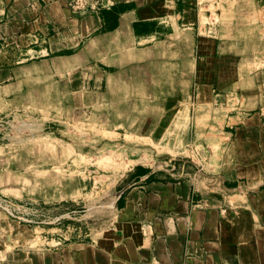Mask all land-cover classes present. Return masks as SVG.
I'll use <instances>...</instances> for the list:
<instances>
[{"label":"crops","instance_id":"1","mask_svg":"<svg viewBox=\"0 0 264 264\" xmlns=\"http://www.w3.org/2000/svg\"><path fill=\"white\" fill-rule=\"evenodd\" d=\"M67 1L0 0L6 105L55 104L31 92L57 86V71L82 68L93 50L103 71L158 55L178 72L185 59L187 72L239 74V105L198 122L190 158L129 166L100 218L36 210L32 247L11 239L16 222L0 214V264H264V0H114L85 13ZM104 85L103 73L64 83L80 89L69 96L79 105H102Z\"/></svg>","mask_w":264,"mask_h":264},{"label":"rangeland","instance_id":"2","mask_svg":"<svg viewBox=\"0 0 264 264\" xmlns=\"http://www.w3.org/2000/svg\"><path fill=\"white\" fill-rule=\"evenodd\" d=\"M155 51L164 53L165 47ZM174 60L156 55L103 71L93 50L82 68L57 71V86L31 92L35 101L50 98L55 104L17 106L0 100V214L16 222L8 225L13 241L35 247L36 210L43 212L41 219L51 212L100 218L109 212L105 205L129 166L169 156L190 158L198 122L213 123L239 105V74L187 72L185 59L180 66L185 71L178 72ZM102 73V105L69 103L80 89L64 87L65 82L94 83ZM1 238L6 239L5 229Z\"/></svg>","mask_w":264,"mask_h":264},{"label":"built area","instance_id":"3","mask_svg":"<svg viewBox=\"0 0 264 264\" xmlns=\"http://www.w3.org/2000/svg\"><path fill=\"white\" fill-rule=\"evenodd\" d=\"M113 2L114 0H68L67 5L75 13H85L100 8H109ZM7 213L13 215L11 212Z\"/></svg>","mask_w":264,"mask_h":264}]
</instances>
